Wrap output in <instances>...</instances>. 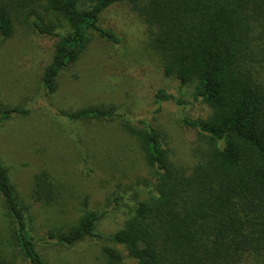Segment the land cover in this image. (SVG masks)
<instances>
[{
	"label": "trees",
	"instance_id": "16d2710c",
	"mask_svg": "<svg viewBox=\"0 0 264 264\" xmlns=\"http://www.w3.org/2000/svg\"><path fill=\"white\" fill-rule=\"evenodd\" d=\"M121 2L143 19L148 47L164 73L194 85V98L207 103L211 113L184 119L201 141L198 161L189 169L173 162L159 127L144 119L134 124L113 104L63 113L70 120L122 117L153 179L148 196L136 201L124 226L106 241L124 245L130 264H264V0H0V43L20 29L57 37L40 75L44 91L53 94L62 72L81 58L94 35L122 41L101 24L103 12ZM156 98L183 102L162 88ZM29 112L22 105L5 106L0 123ZM58 183L51 172L40 170L33 198L57 199ZM0 194L14 222L11 241L20 258L14 264H51L31 230L29 205L21 201L1 159ZM102 217L86 199L78 219L63 230H50L49 238L73 246L100 237ZM108 242L101 246L107 263L128 264ZM0 264L13 262L0 252Z\"/></svg>",
	"mask_w": 264,
	"mask_h": 264
},
{
	"label": "rangeland",
	"instance_id": "374dc122",
	"mask_svg": "<svg viewBox=\"0 0 264 264\" xmlns=\"http://www.w3.org/2000/svg\"><path fill=\"white\" fill-rule=\"evenodd\" d=\"M52 20L58 16L50 15ZM101 24L118 32L120 43L94 35L81 58L66 68L59 89L47 94L40 75L50 60L57 37L31 30L0 43V111L22 105L27 115L0 123V159L8 165L21 201L29 205L31 230L51 264H108L101 246L123 227L138 199L148 196L153 183L137 140L114 120H70L64 112L90 104H113L132 123L144 119L159 127L172 149L173 162L196 165L199 131L185 118H206L211 107L194 98V85H182L167 76L160 58L148 47L147 26L127 2L116 3L101 15ZM162 88L183 102H158ZM48 170L58 181L60 194L51 202L35 200V176ZM88 207L103 213L98 234L73 246L49 238L53 229H65ZM13 220L0 194V252L9 262L20 260L11 241ZM124 260L133 259L121 244ZM18 258V259H17Z\"/></svg>",
	"mask_w": 264,
	"mask_h": 264
}]
</instances>
